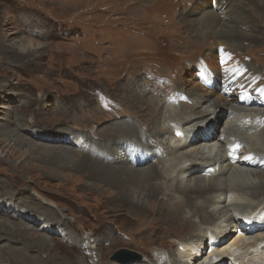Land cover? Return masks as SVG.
<instances>
[{
    "label": "rangeland",
    "instance_id": "rangeland-1",
    "mask_svg": "<svg viewBox=\"0 0 264 264\" xmlns=\"http://www.w3.org/2000/svg\"><path fill=\"white\" fill-rule=\"evenodd\" d=\"M166 1L0 0V264H23L17 257L20 250L27 257L43 260V264H52L54 254L71 262L93 259L92 262L99 255L106 264H121L110 259L121 249L130 253L122 258L129 260L126 264H149L152 251L166 255L164 248L173 238L188 232L169 226L151 209L134 218L126 208L128 205L112 202L120 188L108 187L75 169L48 165L37 157L38 152L32 153L33 144H19L29 140L47 148L61 146L73 155L83 156V149L93 145L89 140L96 142L106 136L105 129H128L135 124L142 131L139 121L148 118H144V102L154 100L149 99L150 85L161 87L165 76L174 74L173 83L166 84L169 89L163 88L164 100L171 102L172 95L167 91L177 90L180 80H189L183 85L184 93L196 83V69L194 76L186 74L179 79L175 73L192 56L199 59L213 49L212 38L207 39L210 44L206 45L198 40L201 48H191V52L181 45L190 40L196 43L188 36L204 19L208 26L203 31L209 32L216 27L215 20L220 23L227 14L236 18L235 27L242 41L234 43L238 50L234 57L247 67L264 71V12L257 8L250 12L261 0ZM183 4L200 6L186 17L194 25L188 29L184 23L170 22ZM218 4L222 6L216 9ZM155 13L165 19V25L146 24ZM133 28L138 34L132 32ZM22 48L26 49L22 52ZM214 63L216 68L222 66L219 59ZM86 102L89 106L84 107ZM174 103L171 105L175 108L177 102ZM111 109L120 113L109 117L108 113L114 112ZM148 110L152 111L150 107ZM55 131L67 141L71 139L74 145L53 141L50 136L58 137ZM160 195L157 194L158 201H164ZM116 205L123 206L122 211ZM21 210L29 215L24 222L18 217ZM49 212L57 213L60 219L50 220ZM48 220L59 231L41 230ZM59 221L69 227L60 228L55 224ZM105 233L110 234L108 242ZM42 237L47 245H55L57 252L35 247L33 242ZM81 239L92 241L94 246L99 243L100 247L95 248L96 252L84 248ZM176 246L172 248L174 254ZM10 249L16 251L13 258ZM248 260L246 257L239 262Z\"/></svg>",
    "mask_w": 264,
    "mask_h": 264
},
{
    "label": "bare ground",
    "instance_id": "bare-ground-1",
    "mask_svg": "<svg viewBox=\"0 0 264 264\" xmlns=\"http://www.w3.org/2000/svg\"><path fill=\"white\" fill-rule=\"evenodd\" d=\"M258 3L250 8V12L254 8L264 12V0ZM184 4L180 5L176 17L170 22L173 25L184 23V28L188 29L193 22L186 17L197 12L200 6L185 7ZM220 6L218 4L215 8L219 9ZM156 14L150 15L146 24L160 22L165 25V19ZM235 19L227 14L222 22L215 20L216 27H209V32L203 31L208 26L204 19L188 36V40H196V43L190 40L181 44L189 47L187 52H191V48L200 49L201 45L210 44L207 39L212 38L213 49L203 53L199 59L192 56L175 73L179 79L186 74L194 76L192 72L195 69L199 71L191 91L184 93L183 85L189 80H180L177 90L167 91L173 100L166 102L163 88L169 89L166 84L173 83L174 74L165 76V84L161 87L150 85L149 99L154 100L149 104L144 102L147 104V116L144 118H148L139 121L142 131L136 129L134 123L128 129H105L106 136L96 139V142H93L95 139L89 140L93 145L83 149V156L73 155L72 151L61 146L47 148L29 140L19 143L24 147L33 144L32 153L38 152L37 157L48 165L75 169L108 187L120 188L112 202L121 201L128 205L126 208L134 218L151 209L169 226L188 231L184 233L185 236L173 238L164 248L166 255L152 251L149 264H224L226 261L228 264H264V71L247 67L234 57L238 53L234 43L242 41L235 27ZM132 32L138 34L136 28ZM198 40L201 45L197 43ZM215 59H219L222 66L216 68ZM175 101L177 107L174 108L171 103ZM138 103L142 104V101ZM82 105L89 106V103ZM149 107L152 111L148 110ZM112 111L108 113L109 117L120 113L118 110ZM218 119L222 121L215 123ZM54 133L58 137L50 136L53 141L57 139L63 143L60 145H64V142L74 145L60 132ZM158 188L162 191L159 192ZM157 194H161L164 201L161 199L159 202ZM133 195L141 204L132 199ZM116 206L122 211L123 206ZM18 214L23 222L29 218L25 211L21 210ZM47 217L56 221L60 219L55 212H49ZM50 220L41 230L52 228L53 233L59 231L57 227L50 226ZM55 224L60 228L68 226L64 221ZM153 228L150 227V230ZM109 235L104 234L106 242L110 240ZM41 239L33 242L35 247L46 252L56 251L55 245H47L46 239ZM84 239L80 243L92 251L99 244L94 246L91 245L92 241L85 242ZM8 252L12 258L16 253L13 249ZM22 252L18 251L17 257L23 264H43V260L27 257ZM246 257H249L246 263L239 262ZM103 258L98 255L92 262L90 260L93 259H89L79 263L54 254L51 260L52 264H106Z\"/></svg>",
    "mask_w": 264,
    "mask_h": 264
},
{
    "label": "water",
    "instance_id": "water-1",
    "mask_svg": "<svg viewBox=\"0 0 264 264\" xmlns=\"http://www.w3.org/2000/svg\"><path fill=\"white\" fill-rule=\"evenodd\" d=\"M126 255H130L129 251L124 250V249H121V250H119V251L117 252V254H116L114 257H112L111 259H112L113 261H116V262L120 261L121 263H127L129 260L122 259V258H123L124 256H126Z\"/></svg>",
    "mask_w": 264,
    "mask_h": 264
}]
</instances>
